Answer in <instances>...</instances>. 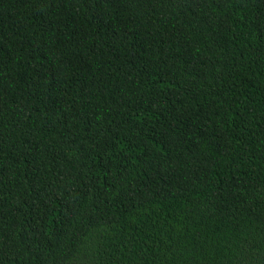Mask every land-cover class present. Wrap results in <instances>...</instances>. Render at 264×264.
<instances>
[{"label": "trees", "instance_id": "16d2710c", "mask_svg": "<svg viewBox=\"0 0 264 264\" xmlns=\"http://www.w3.org/2000/svg\"><path fill=\"white\" fill-rule=\"evenodd\" d=\"M0 264H264V0H0Z\"/></svg>", "mask_w": 264, "mask_h": 264}]
</instances>
